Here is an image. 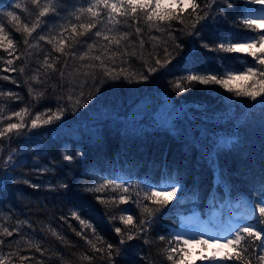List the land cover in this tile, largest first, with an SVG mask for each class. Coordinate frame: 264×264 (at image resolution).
Wrapping results in <instances>:
<instances>
[{"label":"trees","instance_id":"1","mask_svg":"<svg viewBox=\"0 0 264 264\" xmlns=\"http://www.w3.org/2000/svg\"><path fill=\"white\" fill-rule=\"evenodd\" d=\"M47 2L40 0L38 7L30 0H0V25L14 41L16 49L12 57L0 49V56L5 59L19 56L20 59H14L10 67L25 68L23 75L18 71H0V77H11L10 80L0 79V90L21 97L20 100L0 97L4 115L25 105L32 109L33 115L45 108H68L61 120L51 125L25 128L19 137L0 141V174L8 171L15 178L6 183L0 181V226L10 231L16 229L11 237L0 236L5 241L0 246V253H18L12 257L13 264H21L19 256L30 258L23 264H109L106 246L98 243V247H105V252L97 253L84 237L96 242L92 232L95 228L105 242L119 246L120 237L114 228L121 227L123 231L125 226L119 219L111 220L110 217H118L123 209L131 208L132 211L123 214L132 215L134 222L138 223L140 209L132 201L136 199V185L143 186L147 182L179 181L184 192L182 195L178 193V198L157 215L146 236L149 243L145 244L144 238H140L119 246L122 251L120 256L115 257L116 264H170L161 249L171 239L170 233L192 228L186 229L188 221L199 220V229L201 227L200 230L206 234L225 226L222 235H227L226 229L230 224L237 223L236 215L246 213L241 202L255 203L257 199L264 198L259 191L264 183V107L259 100L264 97L251 101L245 97H234L219 85L200 84H193L181 93L174 84L193 72L220 73L230 67H244L232 58L236 54L212 52L201 44H215L223 35L241 34L230 26L231 19L242 9L258 5L245 6L242 0H234L235 7L228 9L221 0L220 4L213 6L209 19L201 22L207 27L197 26L199 36H189L185 25L177 20L171 21V28L167 31H156L155 27L149 30L141 22V34H136L137 25L131 21L118 25V31L109 35L128 32L129 37L119 46H110L108 56L119 48L115 64L105 58L110 67L148 74L145 61L151 66H155L156 58L163 61L165 47L175 58L165 68L148 74L147 81L134 78L129 83L123 78H105L101 91L96 93L92 80L83 75L88 71L84 65H98L100 62L87 57L80 60L79 56L88 51V44L93 43L95 47L89 55L102 54L108 42L93 35L97 29L78 38L81 43L71 49L76 53V59L55 52L52 44L38 39L39 35L49 38L59 36L61 25L73 19L68 13L74 7L85 4V0H69L67 5L55 3L60 15L49 13L41 18L46 23H42L28 37L31 46L23 43L26 34L16 31L25 23L31 27L40 7ZM15 3H20L22 7L15 9ZM197 3L203 6L204 0H197ZM217 8L221 12L227 11L229 22L226 23L217 14ZM12 10L19 16V22L6 16V12ZM183 15L187 17V12ZM188 23L190 20L186 19L185 24ZM97 28L102 29L103 26L98 25ZM59 38L65 40L67 51L72 42L71 29ZM176 44L181 47L177 49ZM119 53L125 54L121 56ZM45 56L50 62L59 58L55 64L58 71L48 70L45 75V69L41 67ZM247 59L251 62V57ZM4 67L7 65L0 60V69ZM59 70L65 74L63 80ZM96 73L98 78L103 76L102 69H96ZM32 75H38L45 82L38 84L32 81ZM13 79L16 83H12ZM29 84L35 91L44 92L38 103L28 94ZM81 90L83 97L79 96ZM89 92H92L91 96ZM69 95L74 99L80 98L87 106L78 108L73 114L71 101L67 100ZM166 98L171 103V109L179 111L171 123L156 120L151 114L153 109L160 112L161 101ZM12 122H16L15 117ZM228 141L233 142L227 147H220ZM65 152H81L83 155L69 163L63 160ZM10 153L13 161L5 166L4 160ZM24 179L30 183L24 184ZM103 179L131 185L125 195H131L132 199L127 204L111 201L101 204L96 196L112 197L117 193L83 191L85 186H94ZM63 183H67L69 188H60ZM32 184L39 187L34 188ZM73 210H78L91 227L81 225L73 218ZM249 223H255V220L249 219ZM193 225L196 227V224ZM51 230H55L63 240L54 236ZM162 235L165 241L158 239ZM30 243L39 244L41 251L30 247ZM187 251V261L209 264L193 260L188 247ZM84 255L92 259L85 260Z\"/></svg>","mask_w":264,"mask_h":264},{"label":"snow or ice","instance_id":"2","mask_svg":"<svg viewBox=\"0 0 264 264\" xmlns=\"http://www.w3.org/2000/svg\"><path fill=\"white\" fill-rule=\"evenodd\" d=\"M30 2L34 6L39 7L40 5V0H30ZM55 3L67 5L69 0H48L43 7H40L35 22L32 23L31 27L25 23L21 27L16 28L17 32L22 31L26 34L23 40L25 45L31 46L29 45L28 37H31L32 33L35 32L37 28L41 27L42 23H46V21H42L41 18L47 16L49 13H52L54 16L60 15L57 7L54 6ZM220 3L221 0H204L202 6L200 3H197V0H85V4L74 7L73 10L68 13L73 19L68 20L67 24L61 25L59 36L53 35L49 38V36L39 35L38 39L52 44L55 52L76 59V53L71 51V49L81 43L78 38L92 33L93 29H97L93 35L97 38H102L104 41H107L108 44L103 47L102 54L96 56L89 55L91 50L95 47V44H88V51L80 55L79 59L84 60L87 57L91 61L100 62L98 65L95 63L84 65V68L88 69V71L83 73L84 76L92 80L95 92L99 93L101 87L105 83V78L108 80H119L123 78L129 83H131L134 78L147 81L149 79L148 74L155 73L160 68H165L171 63L172 59L175 58L172 53L168 51V48L165 47V58L163 61L156 58L155 66H151L148 61H145V68L148 74L131 73L123 67H120L119 70L110 67V64L105 62V58L110 61L111 64H115V57L119 52V48L117 47V50L113 51L111 56H108L110 46H119L121 41H127L129 37L128 32H122L118 35H109V33L118 31V25L131 21V23L137 25L135 28L136 34H141L143 31L139 26L141 22H143L149 30L155 27L156 31H167L171 28V21L177 20L185 25V29L189 36H199L200 30L197 26L207 27L206 23L201 24V22H206L209 19V13L212 11L213 6ZM222 3L227 5L228 9L235 7L234 0H222ZM242 3L245 6L259 5V7H246V9H242L231 19L230 26L238 30L241 34L223 35L215 44L202 42L201 46L212 52L236 54L232 58L244 67L240 69L230 67L220 73H190L175 82L174 87L178 89L179 92H185L186 89L193 84L219 85L237 98L245 97L251 101H257L258 98L264 97V0H242ZM21 7L20 3H15L14 5L15 9ZM189 9L191 11H188ZM185 12H187V17L183 15ZM217 14L222 16L226 23L229 22V14L227 11L221 12L217 8ZM6 16L13 21L19 22L20 18L15 10L7 11ZM186 19H189L190 23L185 24ZM98 25H102L103 28H97ZM69 28L71 29L72 42L67 46L68 50L66 51L65 40L59 37H62L64 33L68 32ZM169 35H171L170 32ZM173 42H175V38H173ZM140 46L141 48L143 47V41L140 42ZM175 47L179 49L181 45L176 44ZM0 49L7 53L9 57H12L13 53L16 51L14 41L9 38L2 25H0ZM124 54L125 53H119L121 56ZM248 57H251V62L247 59ZM14 59L18 60L20 57L16 56ZM14 59H5L0 56V60H4V63L7 65V67L0 69V71L9 73L18 71L23 75L25 72L23 66L19 69L10 67L13 65ZM224 59H227V57ZM58 60L59 58L57 57L50 62L49 57L45 56L41 65V67L45 69V75H47L48 70H52L53 72L58 71V69L55 68V64ZM65 63L67 62L65 61ZM121 63H123V61H121ZM96 69L103 70L102 77L98 78ZM36 71L39 73V69ZM59 71L60 77L63 80L65 74L62 70ZM0 79L10 80L11 77L9 75H3ZM30 79L38 84L45 82L40 80L38 75H32ZM97 79H99L98 84L96 83ZM236 81H251V83H234ZM12 83H16V81L13 79ZM28 94L37 103L44 97V92L35 91L31 84L28 86ZM91 95L92 92H89V96ZM4 96H9L13 100L21 99L16 93H6L0 90V97ZM79 96H84L82 90ZM67 100L71 101L70 106L73 114H75L78 108L87 106L81 102L80 98L74 99L72 95H69ZM259 103L264 107V99L259 100ZM67 110V107H58L56 110L45 108L43 111H38L33 115L32 109L28 105H25L19 110L11 111L8 115H3L4 108L0 107V141H11L13 137H19L25 128L36 129L45 125H51L55 121L61 120ZM13 117L16 118V122H12ZM5 121L8 122L5 123ZM232 142L233 141L224 142L220 147H227ZM82 155L83 153L81 152H65L63 154V160L72 163L76 160V157ZM12 161L13 156L10 153L4 160L5 166L11 164ZM14 179L15 178L8 171H4L0 174V181H3V183ZM23 183L29 184L30 181L24 179ZM31 186L34 188L39 187V185L35 184ZM59 187L68 189L69 185L63 183L60 184ZM130 187L131 185H127L126 182L117 184L113 180L103 179L101 183L95 184L94 186H85L83 191L87 193L116 192V196H96L95 198L101 204H106L110 201L115 204H127L129 200L132 199L131 195H125L129 193ZM136 188L137 191L134 193L136 199L132 202L140 209L138 223L134 222L132 215L123 214L132 211L131 208L123 209L122 214L118 217L115 215L110 217L111 220L119 219L121 224L125 226L123 231L121 227L114 228L115 233L120 237L118 242L119 246L125 245L128 241L140 238H144L143 242L145 244L149 243L150 241L146 236L155 222L157 215L161 213L173 199L178 198V193L182 195L184 192L183 186L179 181L147 182L143 186L137 184ZM259 191L261 196L264 197V183H262ZM241 206L246 210L245 217L239 225L230 228L227 235L206 234L204 232L193 233L191 230L185 231L183 229L170 233L171 239L167 240V243L161 249L165 254V259L170 262V264H196L195 261H187L185 259L189 254L187 246L192 243H200L203 247L212 243L218 247L214 249L213 254L210 256L201 255V261H207L209 264H229V262H232V264H264V198L257 199L255 203L251 201H242ZM71 215L78 220L81 225L91 227V224L81 217L78 210H73ZM250 218L254 219L255 223H248L247 221ZM61 219H64V217H61ZM17 223L22 222L18 221ZM13 231H16V229L10 231L9 228L0 226V236L11 237ZM51 231L54 236L63 240V237L59 236L55 230ZM92 232L96 242L84 237L86 242L91 246L92 250L101 254L105 252V247H98L97 244L105 245L109 264H116L115 257L121 255V247L105 242L103 237L96 232L95 228H92ZM77 235H81V233L77 232ZM206 235L207 238H205ZM158 239L160 241H165L166 238L162 235L159 236ZM221 241H223V243H221ZM4 243L5 241L0 239V246ZM33 246L36 248V251H41L39 244L31 245L30 243V247ZM225 249L230 250L224 251ZM17 255L18 253L16 252H10L8 255L0 253V264H13L12 257ZM29 259L30 258L27 256H19L21 264ZM83 259L91 260L92 257L84 255ZM141 259H144V257H141Z\"/></svg>","mask_w":264,"mask_h":264},{"label":"rangeland","instance_id":"3","mask_svg":"<svg viewBox=\"0 0 264 264\" xmlns=\"http://www.w3.org/2000/svg\"><path fill=\"white\" fill-rule=\"evenodd\" d=\"M259 7V5H258ZM248 81H236V83H240V84H244V83H247ZM161 105L162 107L160 108V115L159 113L153 109V113H151L154 118H156V120H160V121H165V122H169L171 123L173 120V117L176 116L179 111L178 110H173L171 109V103L169 102V100L166 98L165 100L161 101ZM4 115V112L2 113ZM152 118V120L154 119ZM232 137V135H231ZM229 137V139L231 138ZM245 215L243 214H240V215H236V218L235 220L239 221L237 222L235 225L231 226L230 224V227H228L226 229V232H228V230L232 227H235L237 225H239L241 223V221L244 219ZM251 219V218H250ZM230 222V219L228 220ZM249 223V219L247 221ZM231 223V222H230ZM193 224H196V227L193 225ZM193 225V226H192ZM199 225L200 222L199 220H195V221H188V224L186 225V229H188L189 227H192L190 230L193 232V233H200V232H203L200 227L199 229ZM225 226H219V229H217V231H212L210 234H219V235H222L223 234V230H224ZM223 229V230H222ZM205 238H207V235L205 236ZM221 243H223V241H221ZM190 253H191V258L193 260H197L199 259L200 262H205V261H201L200 260V256L201 255H212L213 254V251L215 248H217L218 246L215 245V244H212V243H209L208 245H205V246H201L200 243H192L191 245L187 246ZM206 249V250H205ZM230 249H225L224 251H229Z\"/></svg>","mask_w":264,"mask_h":264}]
</instances>
